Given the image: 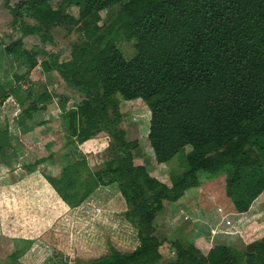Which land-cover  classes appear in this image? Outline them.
Wrapping results in <instances>:
<instances>
[{"label":"trees","instance_id":"trees-1","mask_svg":"<svg viewBox=\"0 0 264 264\" xmlns=\"http://www.w3.org/2000/svg\"><path fill=\"white\" fill-rule=\"evenodd\" d=\"M5 8L19 36L9 44L0 37V49L24 59L29 70L44 56L40 67L56 72L81 95L65 117L71 138L66 145L100 133L114 145L113 158L88 174L90 188L77 202L64 193L71 182L63 190L45 178L70 207L97 187L115 185L126 206L124 218L136 229L139 245L133 251L111 249L78 264H264V237L240 255L219 242L203 254L192 243L174 240V258L165 261L155 226L164 203L201 186L203 175L225 173V195L239 214L264 194V0H20L13 5L6 0ZM57 27L78 34L64 59L44 48L54 44L51 32ZM32 37L39 43L25 41ZM119 39L134 42L132 58L120 52ZM2 90L0 84V103L7 97ZM118 97L147 107V141L157 164L185 154V167L170 173V185L134 163L139 145L119 128ZM52 98L43 91L23 114L31 118ZM4 139L0 135V155L10 147ZM50 159L25 168L31 172Z\"/></svg>","mask_w":264,"mask_h":264},{"label":"rangeland","instance_id":"rangeland-1","mask_svg":"<svg viewBox=\"0 0 264 264\" xmlns=\"http://www.w3.org/2000/svg\"><path fill=\"white\" fill-rule=\"evenodd\" d=\"M8 1L13 5L20 0ZM101 16L105 17V12ZM0 21H9L7 30L0 32L9 44L19 32L12 30L9 15ZM51 36L54 44L44 48L49 53L59 52L60 59L67 57L78 40L77 33L62 27L53 29ZM26 41L39 43L36 37ZM117 47L126 59L135 54L132 41L119 39ZM43 59L37 56V66L29 70L24 59L5 55L0 49V84L2 95L7 96L0 103V135L12 148L16 146L13 139L21 144L20 150L0 157V264L15 259L21 264H78L105 256L111 249L133 251L139 245L137 232L124 218L126 206L115 185L97 187L80 205L70 207L45 179L53 178L63 190L71 182L73 187L64 193L77 202L90 188L88 174L113 158L114 145L105 133L83 144L66 145L71 138L65 117L77 107L81 95L56 72H45L40 67ZM43 91L51 93L52 100L39 105L27 118L24 110ZM118 100L119 128L139 145L134 163L144 165L152 177L170 185V173L185 167V154L157 164L147 141V107L141 100ZM17 128L24 130L19 131L20 138L14 136ZM47 156L51 159L31 172L25 168ZM206 177L202 176L201 186L188 190L177 202L164 203L156 216V236L162 242L160 252L165 261L174 258L170 244L174 240L192 243L203 254L212 242H219L240 255L247 244L264 237V194L239 214L225 195V173Z\"/></svg>","mask_w":264,"mask_h":264},{"label":"crops","instance_id":"crops-1","mask_svg":"<svg viewBox=\"0 0 264 264\" xmlns=\"http://www.w3.org/2000/svg\"><path fill=\"white\" fill-rule=\"evenodd\" d=\"M5 1V0H4ZM4 5L5 4H3V3H0V17H3V18H5V17H7V15H9V17H10V19H11V16H10V14H9V12H8V10L4 7ZM2 15V16H1ZM8 23H9V21L8 22H6V23H3V22H1L0 21V32H4L5 30H7V26H8ZM0 37L4 40V38H3V36H2V34L0 33ZM26 41V40H25ZM6 55V54H5ZM4 103V102H3ZM22 131V132H24V130L23 129H21V128H17V131H16V133H14V136H16V137H18V138H20L21 136V133L19 132V131ZM15 137V138H16ZM14 141H16V146H14L13 148L12 147H7L6 149H5V151L4 152H2V154L3 155H0V157L1 158H4V156H6V155H9L10 153H14V151H17V150H20L21 149V144H19L18 142H17V140L16 139H13ZM19 140V142L21 143L23 140H20V139H18ZM53 190V189H52Z\"/></svg>","mask_w":264,"mask_h":264}]
</instances>
